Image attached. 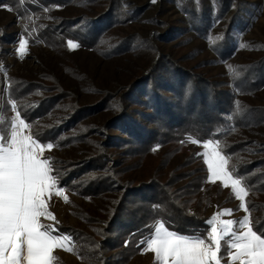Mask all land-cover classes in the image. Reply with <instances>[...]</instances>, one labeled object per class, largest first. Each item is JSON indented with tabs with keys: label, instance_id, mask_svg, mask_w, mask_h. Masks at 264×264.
<instances>
[{
	"label": "rangeland",
	"instance_id": "obj_1",
	"mask_svg": "<svg viewBox=\"0 0 264 264\" xmlns=\"http://www.w3.org/2000/svg\"><path fill=\"white\" fill-rule=\"evenodd\" d=\"M110 5L112 18L100 24L96 40L86 37L85 44L79 43L87 23L107 15ZM67 33L76 38L62 41ZM69 39L81 46L69 49ZM21 41H27L24 52L19 51ZM156 52L159 60L168 56L208 84L197 92L199 99L214 88L228 103V119L214 123L221 134L196 137L186 132L173 140L170 130L154 119L147 125L155 130L136 141L128 120L112 121L117 96L153 64ZM164 64L165 59L161 65L171 78L173 70L166 71ZM171 79L175 84L184 81ZM184 82L186 104L195 90L193 83ZM150 86L148 82L140 88L141 100L126 97L131 109L150 107ZM21 89L27 90L25 94ZM55 94L50 111L32 122L22 116L20 110H31L42 97ZM75 105L81 107L78 118L69 128L63 126ZM204 107L206 113L212 109ZM17 113L29 125L21 136H32L43 148L41 158L53 163L58 186H63V195L56 196L52 189V195L45 196L51 216L39 218L69 238L63 247H53V264H158L155 254L142 245L163 223L146 222L150 216L144 213L157 200V189L138 187L143 182L154 183L162 195L193 214L194 221L181 212L170 210L167 215L177 225H192L206 244L214 224L223 230L219 221L248 217L258 235L264 232V0H0V143L10 137ZM53 126L59 127L57 133L50 132L44 141L33 135V130L39 134ZM209 139L220 142L234 178H244L248 195L243 201L231 181L216 179L208 171L203 144ZM97 154L105 156L92 162L90 157ZM82 162L86 166L74 172ZM128 184L135 186L130 187L135 194L124 200V211L115 216L116 201ZM242 202L247 212L238 207ZM181 216L186 220L180 221ZM246 231L241 223L232 225L236 236ZM233 242L231 234L222 236L220 264H246L251 259L233 248Z\"/></svg>",
	"mask_w": 264,
	"mask_h": 264
},
{
	"label": "snow or ice",
	"instance_id": "obj_2",
	"mask_svg": "<svg viewBox=\"0 0 264 264\" xmlns=\"http://www.w3.org/2000/svg\"><path fill=\"white\" fill-rule=\"evenodd\" d=\"M152 2L155 3L156 0ZM26 44L27 41L20 42V52H24ZM67 46L75 50L81 45L69 39ZM28 126L17 113V122L12 125L10 137L5 136L4 142L0 143V264H23V261L27 264H53V247H63L69 240L68 236L39 222L40 217L51 216L45 204V196L52 195V189H56V196L63 195V186H58V174L53 171V163L47 158H41L43 148L32 136H21V131ZM47 147L51 149L52 143H48ZM203 148L206 150L203 158L211 176L231 181L236 197L243 201L248 195L244 178H234L228 167L229 159L221 154L220 142L217 140L213 143L209 139L203 144ZM224 186L229 185L225 183ZM64 199L67 201V196ZM238 207L248 211L243 202ZM218 223L222 224L223 230L214 224L207 244L200 236L189 238L169 231L161 223L155 227L154 235H150L142 245L145 251L155 254L158 264H168L169 258L171 264H209L210 261L220 264L217 253L221 248V238L231 234L234 237L231 246L238 249L241 255L251 258L246 264H264V239L261 238L264 232L258 235L259 229L254 231L249 226L248 217H244L242 221L227 220ZM234 223L243 224L247 231L236 236L232 232ZM224 254H227V244ZM237 258L239 257H233Z\"/></svg>",
	"mask_w": 264,
	"mask_h": 264
},
{
	"label": "trees",
	"instance_id": "obj_3",
	"mask_svg": "<svg viewBox=\"0 0 264 264\" xmlns=\"http://www.w3.org/2000/svg\"><path fill=\"white\" fill-rule=\"evenodd\" d=\"M113 4V3H112ZM113 6H109V12L107 15H102L101 17H96L93 18L92 20H90L87 25L85 26V32L84 35L85 37H79V43H84V39L86 37H90V40H96V34H98L99 32L102 31V28L100 27L101 23H105V22H109L106 20H110L111 14L113 15ZM103 27V26H102ZM68 36V33L66 35H64L63 37H60V39L63 41H65V37L67 40V37L69 38H76V35H72ZM158 52H156V55L154 53V58L155 60L153 61V64L147 69L145 70L144 73H142L140 76L136 77L134 80L130 81V83H128L124 89L122 90V93L119 94L116 98L115 101V105H116V109H115V114L112 117V121H117V122H122V120H125L130 125H133L132 129L130 128V132L132 133V131H134L135 135L133 136L132 134V138L135 139L136 141H139L142 138L148 137L149 135V130H155V127H153L152 129L147 125V124H151V122L156 119L157 121L160 122V124L164 125L167 129L170 130L171 136L173 138V140H178L180 138H182L184 135V133L189 132L193 135H195L196 137L201 136L203 137L205 134L209 135L212 133H216V134H221L219 133L221 128H216L214 123H220L221 119H224L223 121H225V118H227V115L225 113V110L228 106V103L222 99L221 97H219L217 95V91L214 88L211 89H207L205 92V95H203L202 97L200 96V99L197 95V92L199 90H201L200 88L202 87H207L208 84L205 82H202L198 75H196L195 73H193L191 71V69L185 68V67H181V65L167 57H163L166 60V65L165 66V70L167 71V69H172V77L173 79L175 77H178L184 81H187L188 83H193V88L192 90H195V93H190V97L191 100L188 101V103L183 104V101L185 100V93H186V82H176L173 81L170 77H166V72H164V67H162L161 62H163L164 59L159 60V54H157ZM161 57V56H160ZM159 71H162L161 73H159ZM258 72V71H257ZM159 73V74H158ZM158 74V75H157ZM261 73L258 74V76H260ZM197 78V79H196ZM157 79V80H156ZM203 79V78H202ZM172 80V81H171ZM175 80V79H174ZM205 80V79H203ZM259 80V79H258ZM151 85L148 89L149 91V95H150V103H152L151 105H149L150 107H146V109H144V111H139L136 109H131L130 104H128V99L126 100V97L130 98H137L139 97L138 100H141L142 94H141V87L144 86L145 88V84L148 83ZM160 83L161 86H165V88H167V92L169 91V94H165L163 93V88L158 89L157 86H159ZM164 84V85H163ZM205 84V85H204ZM207 85V86H206ZM155 87V88H154ZM153 88V89H152ZM27 90L26 89H21L20 92L21 94H25ZM20 94V96H21ZM209 96L208 99H210L208 101V99L206 98L207 96ZM57 97V95H52L49 97H42V99L36 104L33 105L34 107H32V109H24V110H20L21 114L23 117H25L27 119V121L32 122L33 119L37 116V115H41V112L43 113L45 111L48 112L50 111V109L52 108V106H54V99ZM189 97V99H190ZM205 101H208L206 103V105L204 104ZM145 104H148V101H145ZM200 104V105H199ZM45 106V107H44ZM204 106H209V109L212 108L211 110H208L206 113V108ZM77 108H79L78 105H75L74 107H72L70 109V112L68 114V117L65 118V121H63L64 124H62L65 127H68L73 125L72 123L75 122V120L78 118L76 117L77 115H79V111L81 109V107L77 110ZM199 108V110H197ZM151 109L153 110V112L151 113ZM143 110V109H142ZM189 110H191L189 112ZM212 111V112H211ZM78 113V114H77ZM196 113V114H195ZM139 114H142V116H140L139 120H138V116ZM225 114V115H224ZM81 117V116H80ZM79 117V118H80ZM223 117V118H222ZM227 123L230 122V120H226ZM111 122V119L110 121ZM59 125V126H62ZM209 127V128H208ZM59 127L57 126H53L51 129H45L42 130L41 132H39V134H37L34 130H33V135H35L39 140H46L47 138H49V134L54 133V135L57 133ZM179 134V136H178ZM200 137V138H201ZM146 139V138H145ZM144 139V140H145ZM140 143V142H139ZM154 142L150 143L149 145L153 144ZM99 148V147H98ZM101 148V146H100ZM100 151V150H99ZM103 150L100 151V153H102ZM104 154V153H103ZM105 155H103L101 158L99 157V154L90 157L92 162L94 160H97V162L102 161V158H104ZM100 158V159H99ZM90 160V159H89ZM86 162H82L79 166L73 168V171L76 172L78 169L80 168H84V166H86ZM99 179V177H95L94 180ZM142 184H145L146 186H151V189H154L156 191H154V196L157 198V200H155L153 202V207L151 209H149L148 211H144L148 213V215L150 216L149 219H146L147 221H151V220H161L169 229L176 231L178 233H180L181 235L187 236V237H192V236H198L196 233V230L194 228H192V225H177L175 224L174 221L169 220L171 217H169L170 214L169 211H173L175 212L174 214H183L186 216L187 219H191V221H194L192 219V217L194 216L193 214H190L184 210H182L180 207L176 206L168 196L165 197L166 194L162 195V190H159L158 187L154 184V183H140L138 184V187H141ZM134 185H126L124 187V191L122 193L121 191V195L118 197V202L116 201V206L113 210L114 215H118L119 213H121L122 211H124V205H125V201L128 197H131L132 195H134L135 193H132L131 190L133 188H130ZM135 187V186H134ZM119 186H114V190H120ZM128 190V191H127ZM127 191V192H126ZM175 206H174V205ZM180 208V209H178ZM142 212V211H141ZM181 212V213H180ZM116 213V214H115ZM174 217V216H173ZM172 217V218H173ZM125 218V217H124ZM128 222L130 220V218L128 217V215L126 214V218H125ZM177 219V218H176ZM180 221H185L186 219L184 217H180ZM178 221V219H177ZM134 222V221H133ZM145 222V223H146Z\"/></svg>",
	"mask_w": 264,
	"mask_h": 264
}]
</instances>
